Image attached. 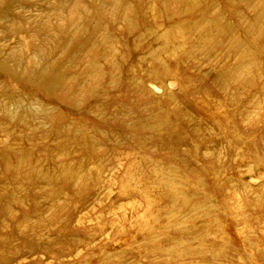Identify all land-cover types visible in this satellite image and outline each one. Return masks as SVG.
<instances>
[{
  "label": "rangeland",
  "instance_id": "obj_1",
  "mask_svg": "<svg viewBox=\"0 0 264 264\" xmlns=\"http://www.w3.org/2000/svg\"><path fill=\"white\" fill-rule=\"evenodd\" d=\"M10 1L0 264H264V0Z\"/></svg>",
  "mask_w": 264,
  "mask_h": 264
},
{
  "label": "bare ground",
  "instance_id": "obj_2",
  "mask_svg": "<svg viewBox=\"0 0 264 264\" xmlns=\"http://www.w3.org/2000/svg\"><path fill=\"white\" fill-rule=\"evenodd\" d=\"M15 2H16V0H11L10 1V4H15ZM81 9H82V7L80 8V11H82ZM83 16H84L83 13L77 12V14L75 16L69 17L67 20H66V17L65 16H62L61 18H58L59 21H61V22L58 21L57 23H60L61 26H60V35H59V37L56 38V42H57L56 44L58 45V48H59L57 50H62V51L65 50L67 44H70V43H72L74 45H77V42L75 40V36L76 35H74V34H75L76 29H77L76 28L77 23H78V21H80L82 19ZM58 29H59V27L57 28V30ZM67 40H68V42H67ZM76 47H78V46H76ZM1 53H0V56H1ZM19 55L20 54H17L15 52H13V53H11L9 55V57L12 58V59L17 60L18 62H22L19 59ZM1 62L6 63L5 59L2 61V59L0 58V63ZM9 62H11V60H9L7 63H9ZM13 67L14 68H12V69L15 71V74H14L13 70H8L7 69L8 66H6V68H1L0 67V69L2 71L3 70L4 71H9V77L8 78H10V82L13 81L14 80L13 77L14 76H17V74H18V70L15 68V66H13ZM35 75H38L39 76L40 75V72L30 71L29 70V74L26 77V83H25L27 86H32V85H35L36 86V83H35ZM48 83H49V80H45V84H47L45 86L49 87ZM40 89H44V87L42 86ZM243 139L244 138L241 137V136H235V141L237 143H241V146H239V147L242 150H246V149H248L249 151L252 150L254 152V154L256 153L255 157H256L257 161H259L260 163H262L264 165V158H263L264 157V154H263V157H260L259 156V153H260V149L261 148L259 147L260 145H259L258 139L256 137H253V136L251 138L249 137L248 140H245L246 143H247L246 145H243L242 144V141H244ZM250 154H251V152H250Z\"/></svg>",
  "mask_w": 264,
  "mask_h": 264
}]
</instances>
